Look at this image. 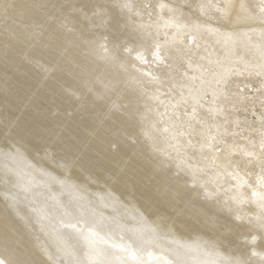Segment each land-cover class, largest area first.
Masks as SVG:
<instances>
[{"label": "bare ground", "instance_id": "bare-ground-1", "mask_svg": "<svg viewBox=\"0 0 264 264\" xmlns=\"http://www.w3.org/2000/svg\"><path fill=\"white\" fill-rule=\"evenodd\" d=\"M0 264H264V0H0Z\"/></svg>", "mask_w": 264, "mask_h": 264}]
</instances>
